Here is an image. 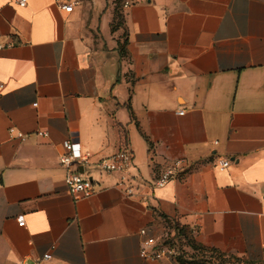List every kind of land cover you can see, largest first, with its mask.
<instances>
[{
	"label": "crops",
	"instance_id": "crops-1",
	"mask_svg": "<svg viewBox=\"0 0 264 264\" xmlns=\"http://www.w3.org/2000/svg\"><path fill=\"white\" fill-rule=\"evenodd\" d=\"M0 43V264H172L144 227L264 260V0H0ZM65 141L132 150L135 193H71Z\"/></svg>",
	"mask_w": 264,
	"mask_h": 264
},
{
	"label": "built area",
	"instance_id": "built-area-1",
	"mask_svg": "<svg viewBox=\"0 0 264 264\" xmlns=\"http://www.w3.org/2000/svg\"><path fill=\"white\" fill-rule=\"evenodd\" d=\"M19 5L25 6L27 0H18ZM130 1L125 2L128 6ZM60 7L65 11H71L74 2L60 1ZM5 45L0 43V48ZM183 113V111H181ZM64 151L59 157L61 165L66 167L65 183L69 191L77 195H91L96 191V181L94 175L87 173V168H94L98 173L119 172L122 177L119 185L123 187L125 193L132 195L135 193V181L129 176L128 171L134 165V153L129 148L121 149L110 155L95 159L89 152H84L81 149V144L74 141H65L63 143ZM230 164L228 159H221L219 167L226 168ZM185 165V160L178 159L167 164L161 171L160 175L153 182L155 187H163L170 180L177 177L178 171ZM80 168L83 170L80 171ZM20 226L25 225L24 215L17 217ZM140 234L143 237L140 255L146 259H162L168 258L172 264H182L177 256L176 249L166 240H160L155 236L148 235L147 229H140ZM53 258L50 251L43 253L40 259L35 260L32 264H46Z\"/></svg>",
	"mask_w": 264,
	"mask_h": 264
},
{
	"label": "rangeland",
	"instance_id": "rangeland-1",
	"mask_svg": "<svg viewBox=\"0 0 264 264\" xmlns=\"http://www.w3.org/2000/svg\"><path fill=\"white\" fill-rule=\"evenodd\" d=\"M164 240L176 249L178 257H184L187 260L198 259L200 264H264V260L253 263L230 255H220L211 250L197 248L190 245V239L187 237L169 235L165 236Z\"/></svg>",
	"mask_w": 264,
	"mask_h": 264
},
{
	"label": "trees",
	"instance_id": "trees-1",
	"mask_svg": "<svg viewBox=\"0 0 264 264\" xmlns=\"http://www.w3.org/2000/svg\"><path fill=\"white\" fill-rule=\"evenodd\" d=\"M181 231V235L184 236L185 238L187 237L183 232H182V229L180 230ZM189 243L197 248H201V249H207V250H211L213 252H216V253H219L220 255H223V253L215 250V249H212V248H206V247H203V246H196L192 241H189ZM179 261L182 263V264H200L198 261V259H191V260H187L186 258L184 257H178Z\"/></svg>",
	"mask_w": 264,
	"mask_h": 264
},
{
	"label": "water",
	"instance_id": "water-1",
	"mask_svg": "<svg viewBox=\"0 0 264 264\" xmlns=\"http://www.w3.org/2000/svg\"><path fill=\"white\" fill-rule=\"evenodd\" d=\"M80 171H82V168H80Z\"/></svg>",
	"mask_w": 264,
	"mask_h": 264
}]
</instances>
